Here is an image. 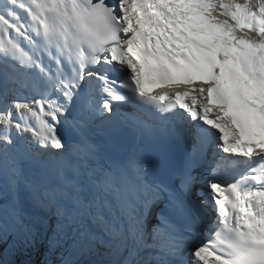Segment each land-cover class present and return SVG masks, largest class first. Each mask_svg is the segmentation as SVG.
<instances>
[{"label": "snow or ice", "instance_id": "obj_1", "mask_svg": "<svg viewBox=\"0 0 264 264\" xmlns=\"http://www.w3.org/2000/svg\"><path fill=\"white\" fill-rule=\"evenodd\" d=\"M0 264H264V0H0Z\"/></svg>", "mask_w": 264, "mask_h": 264}, {"label": "bare ground", "instance_id": "obj_2", "mask_svg": "<svg viewBox=\"0 0 264 264\" xmlns=\"http://www.w3.org/2000/svg\"><path fill=\"white\" fill-rule=\"evenodd\" d=\"M239 2H240V3H243V2H244V0H239Z\"/></svg>", "mask_w": 264, "mask_h": 264}]
</instances>
